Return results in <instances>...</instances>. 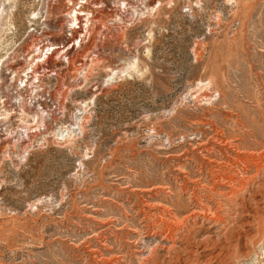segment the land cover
<instances>
[{
	"label": "rangeland",
	"instance_id": "374dc122",
	"mask_svg": "<svg viewBox=\"0 0 264 264\" xmlns=\"http://www.w3.org/2000/svg\"><path fill=\"white\" fill-rule=\"evenodd\" d=\"M0 14V264L184 260L159 229L193 215L220 220L196 229L214 254L248 222L242 243L264 257V0Z\"/></svg>",
	"mask_w": 264,
	"mask_h": 264
},
{
	"label": "bare ground",
	"instance_id": "6f19581e",
	"mask_svg": "<svg viewBox=\"0 0 264 264\" xmlns=\"http://www.w3.org/2000/svg\"><path fill=\"white\" fill-rule=\"evenodd\" d=\"M19 80H18V82H19ZM4 103L0 107V109L5 108ZM0 131H2L3 133L6 132V127H4V125H2ZM255 160H253V161H255ZM260 160H261V158H260ZM250 164H252V163H250ZM260 200L259 199L255 200L258 208L256 207V208H254V211H251L252 214L257 215L259 217H260V215H262L264 213V201L262 200L263 201V203H262ZM262 219H259L260 224H262ZM174 221H175V223H179V225H176L175 227H171L168 225V222H169L168 219H165L162 222V227H161V229H159V231L161 230L162 233L166 234L167 240L171 243L170 247L167 248L168 251L166 250L167 253L169 254L173 251L180 250L184 255V260H181V258H178V256H177L178 254L174 255L175 253L173 252V255H172L173 258H168V257L166 258L165 257L166 258V259L164 258L165 262L164 261L163 262H156L157 256L152 253V254H149V259L147 260V263H145V264H228L227 259H230L231 257L236 258L242 264H264V257L261 259H258L257 261L252 260L249 256V250L250 249L248 250L246 244L244 242L242 243V240L246 241L247 239L250 240V239L255 237L256 233L254 234V229H251V227L253 226L252 223H251L252 226H250V223L246 222L245 227L248 228V230L244 229V232L242 233L243 235H237V234L232 235V237L235 236V238H236V246L235 247L237 248V250H232V247H228V248H231V250H229L227 248V250H226L227 253L224 255V249L223 248L221 249L222 250L221 254H214L212 252V246H213L212 244H213V242H217V241H213L214 238L212 235L207 234L205 237L203 235V237L201 236L202 238H200V236L197 234L198 232L196 230V229L203 228L204 225L209 226V227H207L209 229L214 227L218 222H220V220L217 217L216 218H214V217L213 218H207L206 216H195V215H193V216L187 217L183 220L174 219ZM230 234H231V232H230ZM152 252H153V250H152ZM231 252H234V253H231ZM181 261H182V263H180Z\"/></svg>",
	"mask_w": 264,
	"mask_h": 264
},
{
	"label": "built area",
	"instance_id": "2783aa9c",
	"mask_svg": "<svg viewBox=\"0 0 264 264\" xmlns=\"http://www.w3.org/2000/svg\"><path fill=\"white\" fill-rule=\"evenodd\" d=\"M52 52V50L49 51V54Z\"/></svg>",
	"mask_w": 264,
	"mask_h": 264
}]
</instances>
